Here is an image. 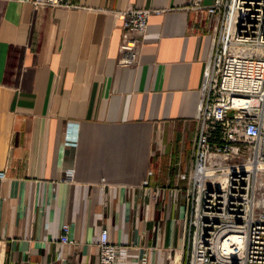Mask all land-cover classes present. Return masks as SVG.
<instances>
[{
	"label": "crops",
	"instance_id": "crops-1",
	"mask_svg": "<svg viewBox=\"0 0 264 264\" xmlns=\"http://www.w3.org/2000/svg\"><path fill=\"white\" fill-rule=\"evenodd\" d=\"M73 1L0 0V264H96L103 228L124 248L117 264L178 262L177 174L190 167L211 16L188 0ZM130 7L160 13L121 66Z\"/></svg>",
	"mask_w": 264,
	"mask_h": 264
},
{
	"label": "built area",
	"instance_id": "built-area-1",
	"mask_svg": "<svg viewBox=\"0 0 264 264\" xmlns=\"http://www.w3.org/2000/svg\"><path fill=\"white\" fill-rule=\"evenodd\" d=\"M19 1L35 8L80 7L73 0ZM188 3L211 16L213 35L196 106L190 167L177 174L183 183L180 223L186 251L183 262L168 256L167 264H264V168H259L264 164V0ZM158 13L132 7L119 13L118 65L138 61L147 19ZM68 231L67 223L60 225V242L72 243ZM96 246V264L120 261L124 248L110 240L106 228Z\"/></svg>",
	"mask_w": 264,
	"mask_h": 264
},
{
	"label": "rangeland",
	"instance_id": "rangeland-1",
	"mask_svg": "<svg viewBox=\"0 0 264 264\" xmlns=\"http://www.w3.org/2000/svg\"><path fill=\"white\" fill-rule=\"evenodd\" d=\"M184 255H185V252H184L183 255H182L181 262H183Z\"/></svg>",
	"mask_w": 264,
	"mask_h": 264
},
{
	"label": "bare ground",
	"instance_id": "bare-ground-1",
	"mask_svg": "<svg viewBox=\"0 0 264 264\" xmlns=\"http://www.w3.org/2000/svg\"><path fill=\"white\" fill-rule=\"evenodd\" d=\"M259 168H264V164L259 165Z\"/></svg>",
	"mask_w": 264,
	"mask_h": 264
}]
</instances>
